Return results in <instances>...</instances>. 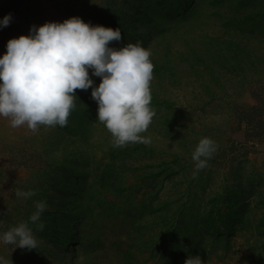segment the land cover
<instances>
[{
  "label": "trees",
  "instance_id": "1",
  "mask_svg": "<svg viewBox=\"0 0 264 264\" xmlns=\"http://www.w3.org/2000/svg\"><path fill=\"white\" fill-rule=\"evenodd\" d=\"M21 1L11 0L13 9L10 8L9 14L14 13V6L17 7ZM104 1L100 7L103 9L101 13H79L78 17L93 26L119 28L123 39L110 42V47L120 48L127 43H139L146 50L152 46L150 53L153 55L161 51L154 47L165 49L167 52L164 59L161 63L156 59L153 68L158 79L162 80L164 75L170 73L173 74L172 78L177 77L178 67L174 61L178 60L184 65L191 64L193 69L202 64L204 70L210 73L218 70L221 74L241 76L240 82L243 85H250L252 75H257L258 87L264 82V0H230L231 9L228 11L232 18L228 19V25L230 29L233 26L234 31L231 30L228 32L229 36L222 38L210 37L209 42L201 39L205 49L210 46L216 50L210 53L206 49L205 56L210 55L209 58L201 56L197 46L190 44V39L185 38L188 29L195 25L198 0ZM224 1L226 0H215L216 3ZM171 35L176 36V40H185L182 55L175 59L169 57L170 43L173 42L169 40ZM160 45L163 46L159 47ZM89 76L98 87L102 78L92 75L91 69ZM211 80L214 78L209 81ZM201 81L206 83V80ZM91 92V88L87 91L76 90L75 108L70 112L68 123L63 127L57 125L58 127L74 132L83 126L84 133L89 131L93 121L97 119L98 109L97 102L91 98ZM254 94L258 104L246 115L250 122H247L245 134L262 142L264 100L260 98L258 90L255 89ZM151 95L150 107L155 112L167 104L175 110L169 101L159 100L156 90H151ZM165 122L171 123L169 119ZM87 138L89 136L85 137L86 140ZM234 144L235 149L244 147L238 140ZM141 145L143 144L138 143L115 148L113 142L109 141L107 149L103 150L106 153L102 152L100 156L75 148L62 153L57 159H50L54 180L49 181V188H43L32 196L37 199L36 202H52V207L45 209L40 216L39 223H43L44 228L42 231L38 230L37 224L30 221V216L23 221L28 222L39 241V248L31 251H54L52 258L56 261L63 259L62 254L74 252L76 256L78 250L75 246L81 248V252L86 255L94 252L99 244H103L99 235H93L96 230L94 218L97 205L100 207V214L106 217L122 216L123 221L129 225L128 234L138 232L139 240H143L150 231L151 235L145 240V245L150 255H157L163 264H180L182 256L201 251V246L209 245L212 250H228L237 233L242 235L252 251L249 264H264V190L256 186L254 179L238 175L236 182L209 199L204 208L200 205L196 207L192 202L175 204L172 199L160 198V189L156 183L177 171L175 166L185 168L186 165L180 159L183 154H174L160 165L145 164L144 171H141L143 169L137 165L141 162H135V154L149 151L145 145L140 147ZM230 150L233 151V147ZM246 153L240 151L234 156L237 165H241ZM131 176L134 181L129 183L127 179ZM105 192L115 199L108 200ZM35 211L34 207L30 214ZM74 224L88 225L89 235L82 238L76 234L79 227L76 229ZM132 247L133 244L119 250L128 264L135 260L133 255L136 250ZM136 248L137 251L141 250V246ZM135 263L141 264L139 260H135ZM90 264L96 263L91 261Z\"/></svg>",
  "mask_w": 264,
  "mask_h": 264
},
{
  "label": "rangeland",
  "instance_id": "2",
  "mask_svg": "<svg viewBox=\"0 0 264 264\" xmlns=\"http://www.w3.org/2000/svg\"><path fill=\"white\" fill-rule=\"evenodd\" d=\"M103 2L105 1L24 0L22 6L16 9L18 11L10 24L6 27L0 26V58L7 51L8 41L21 35H29L33 25L39 27L47 22L62 23L66 19L78 16L79 13L90 12L96 15L101 13L100 7ZM10 4L11 0L0 2V21L3 11ZM230 5V0L221 3H216L215 0H198L197 13L194 16L195 25L188 29L185 38L190 39V44L197 46L201 56H205L206 49L210 53L216 52L210 46L205 49L202 40L209 42L210 37L222 38L229 36L228 32L231 30L234 31L233 26L230 29L228 25L230 21L228 19L232 18L228 11L231 9ZM169 40H173L170 43L169 57L175 59L182 55L181 49L185 45V40H176L174 35H171ZM161 46L163 45L159 47ZM154 48L161 50L156 55L152 53L150 55L155 67L156 59L161 63L167 51L163 48ZM147 50H153L152 46ZM205 57L209 58L210 55ZM208 62L216 66L214 62L210 60ZM174 64L178 67L177 77L172 78L173 74L170 73L164 75L161 80L153 72L150 90H156L159 100L169 101L175 110L168 104L157 109L148 130L141 133L152 140L150 145L140 146L145 145L149 151L135 154V162H141L137 164L143 169L141 171H144L145 164L160 165L174 154H183L180 159L181 163L186 165L185 168L175 166L177 171L156 183L160 189V198L172 199L175 204L192 202L196 207L200 205L204 208L209 199L236 182L238 175L245 179H254L256 186L264 190V141L258 142L245 134L246 125L250 122L247 114L258 104L255 89L264 100V82L258 87V77L252 75L249 79L252 82L247 86L240 82L241 76L221 74L218 70L210 73L204 70L202 64L197 65L198 68L195 69L191 64L184 65L178 60H175ZM211 78L214 80L209 81ZM201 80H206V83ZM166 119L171 123H166ZM82 128L83 126L74 132H68L57 125H39L38 130L32 132L27 125L13 128L10 118L0 116V257L12 260V264H90L91 261L96 264H128L123 260L119 250L133 244L132 248L136 250L133 257L136 261L139 260L141 264H163L157 255H150L145 245V240L151 235L150 231L143 240H139L138 232L128 234L129 225L123 221L122 216L106 217L100 214V207L97 205L94 218L96 230L93 235H99L103 244H99L94 252L87 255L81 252V248L75 246L78 250L76 256L74 252L62 254L63 259L56 261L52 258L54 251H29L3 243V234L31 216V210L34 209L37 200L34 197L28 199L16 197L15 192L18 188L22 191L32 190L35 193L43 188H49V181H53L55 177L49 163L50 159H57L62 153L75 148L100 156L105 152L103 150L107 149L108 142H113L111 133L97 119L86 133L85 128ZM86 136H89L87 140ZM204 137L215 141L217 151L208 161V166L193 178L195 162L191 158L192 153ZM236 140L242 142L244 147L235 149ZM135 144L138 143L127 145ZM232 147L233 151L230 150ZM240 151H246L247 155L243 157L239 166L234 156ZM127 180L129 183L134 181L132 176ZM104 195L108 200L115 199L108 192ZM72 197L75 198L74 193ZM46 205V209H50L52 202H46ZM74 225L76 229L79 227L76 234L82 238L89 235L88 225ZM112 242L116 244L113 245ZM136 246H141V250L137 251ZM201 248V251L182 256L180 264H185L189 256L196 255L200 256L203 264H249L251 261L252 251L240 233L232 238L228 250H212L209 245ZM135 260L132 264H136Z\"/></svg>",
  "mask_w": 264,
  "mask_h": 264
},
{
  "label": "clouds",
  "instance_id": "3",
  "mask_svg": "<svg viewBox=\"0 0 264 264\" xmlns=\"http://www.w3.org/2000/svg\"><path fill=\"white\" fill-rule=\"evenodd\" d=\"M11 14L0 26L6 27ZM123 39L119 28L91 25L78 16L61 22L33 25L29 35L12 38L7 51L0 58V116L10 118L13 128L27 125L32 132L43 126H66L75 108L77 89H92L91 98L98 104L97 120L105 125L113 137V147L129 143L150 145L148 130L156 112L150 107V82L154 65L150 51L139 43H127L120 48L110 42ZM101 77L99 86L89 76ZM217 144L204 137L192 153L195 162L193 178L208 166L217 151ZM16 197L35 196L32 190L15 192ZM47 205L35 202L36 211L30 221L43 230L39 223ZM5 245H15L29 251L39 248L28 222H21L2 236ZM0 264L12 260L0 257ZM185 264H203L199 255L189 256Z\"/></svg>",
  "mask_w": 264,
  "mask_h": 264
},
{
  "label": "crops",
  "instance_id": "4",
  "mask_svg": "<svg viewBox=\"0 0 264 264\" xmlns=\"http://www.w3.org/2000/svg\"><path fill=\"white\" fill-rule=\"evenodd\" d=\"M23 2H24V0H22V1L18 4L17 7H16V5L14 6V10H15V11H14V13L11 15V20H10V22L13 20V16H14V15L17 13V11H18V10H16V9H17V8L19 9V8L22 6L21 4H22ZM10 6H11V5H9L8 8H7L6 10L3 11L2 16L9 15L10 8L13 9V7H12V6L10 7ZM15 8H16V9H15ZM2 16H1V17H2ZM9 24H10V23H9Z\"/></svg>",
  "mask_w": 264,
  "mask_h": 264
}]
</instances>
